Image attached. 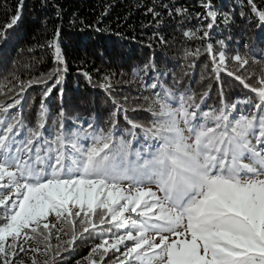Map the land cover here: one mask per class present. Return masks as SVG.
Instances as JSON below:
<instances>
[{
    "label": "snow or ice",
    "instance_id": "snow-or-ice-1",
    "mask_svg": "<svg viewBox=\"0 0 264 264\" xmlns=\"http://www.w3.org/2000/svg\"><path fill=\"white\" fill-rule=\"evenodd\" d=\"M247 3L264 28V10L254 0ZM22 7L19 0L0 42L17 24ZM184 11L177 8L175 14ZM207 15L206 29H212L216 16ZM224 22H230L227 16ZM183 35L204 39L209 32L198 37L185 30ZM256 39L264 42V35ZM49 46L55 49L54 62L63 64L58 40ZM204 52L212 57L217 80L224 73L256 95L254 110L230 119L222 96L218 109L205 111L201 104L208 91L199 98L187 92L176 97L153 83L150 87L160 91L145 97L151 125L127 123L157 143L134 153L131 141L116 139L115 123L107 131L92 124L74 133L61 127L53 138L43 133V101L35 128L25 123L22 110L13 112L28 87L47 83L59 69L47 79L16 77L18 84L7 91L0 84V96L9 97L0 99V264H24L20 255L28 251L45 257H29L32 264H55L78 241L91 238L99 242L79 264H264V74L250 84L252 74H238L249 63L246 56L229 58L210 43ZM200 55V49L184 51L185 60ZM100 87L110 90V78Z\"/></svg>",
    "mask_w": 264,
    "mask_h": 264
},
{
    "label": "trees",
    "instance_id": "trees-1",
    "mask_svg": "<svg viewBox=\"0 0 264 264\" xmlns=\"http://www.w3.org/2000/svg\"><path fill=\"white\" fill-rule=\"evenodd\" d=\"M18 3L0 0V31L16 14ZM254 3L258 10H264V0ZM149 8L159 16L150 13ZM177 8L184 13L176 15ZM209 11L216 16L212 29H206ZM251 12L247 0H23L17 24L7 30L6 41L0 42V84L7 91L18 84L16 77L28 81L47 76L55 51L49 42L55 38L64 61L56 64L58 76L28 87L21 105L13 112L19 115L22 110L25 123L35 128L43 101L47 112L43 133L47 137L54 138L61 127L74 133L81 128L87 131L88 124H92L107 131L115 123L116 139L131 141L133 153L146 150L157 142L148 139L141 129L131 128L127 120L151 125L153 117L146 111L145 97L160 91L150 87L153 83L176 97L187 92L199 98L208 91L201 104L205 111L218 109L222 96L230 119L254 110L256 95L224 73H219L217 80L212 73V57L204 52L210 43L215 52L225 51L229 58L237 53L246 56L249 63L238 74H252L248 82L255 85V77L264 74V42L256 39L258 33L264 35V28ZM226 16L229 23L224 22ZM185 30L196 31L198 37L207 30L209 36L187 39ZM185 49H200L201 55L185 60ZM228 66L232 71L237 67L231 59ZM105 77L110 78V90L100 87ZM48 88L52 91L45 98ZM0 99L7 101L9 97ZM244 99L250 101L247 106ZM143 155L147 156V151ZM130 158L135 160L134 155ZM149 186L156 190L154 184ZM98 242L95 238L78 241L75 250L63 252L55 264H79ZM34 255L38 261L45 259L31 251L22 253L20 259L32 264L29 257Z\"/></svg>",
    "mask_w": 264,
    "mask_h": 264
},
{
    "label": "rangeland",
    "instance_id": "rangeland-1",
    "mask_svg": "<svg viewBox=\"0 0 264 264\" xmlns=\"http://www.w3.org/2000/svg\"><path fill=\"white\" fill-rule=\"evenodd\" d=\"M59 30V26L57 25L56 26V31H58ZM60 53H61V51H60ZM61 55H62V53H61ZM52 69L49 71V73H55L56 72V63L54 62V60L52 61ZM48 73V74H49ZM48 74H47V76H45L44 78H46L47 79V77H48Z\"/></svg>",
    "mask_w": 264,
    "mask_h": 264
}]
</instances>
